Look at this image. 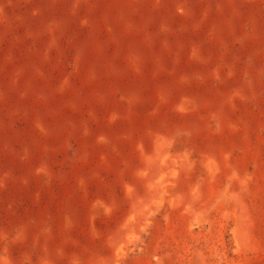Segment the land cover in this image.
I'll return each mask as SVG.
<instances>
[{
	"label": "rangeland",
	"instance_id": "1",
	"mask_svg": "<svg viewBox=\"0 0 264 264\" xmlns=\"http://www.w3.org/2000/svg\"><path fill=\"white\" fill-rule=\"evenodd\" d=\"M0 264H264V0H0Z\"/></svg>",
	"mask_w": 264,
	"mask_h": 264
}]
</instances>
